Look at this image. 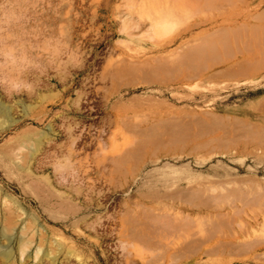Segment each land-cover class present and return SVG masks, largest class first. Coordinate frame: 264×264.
Wrapping results in <instances>:
<instances>
[{
  "label": "rangeland",
  "instance_id": "1",
  "mask_svg": "<svg viewBox=\"0 0 264 264\" xmlns=\"http://www.w3.org/2000/svg\"><path fill=\"white\" fill-rule=\"evenodd\" d=\"M17 3L0 264H264V0Z\"/></svg>",
  "mask_w": 264,
  "mask_h": 264
},
{
  "label": "clouds",
  "instance_id": "2",
  "mask_svg": "<svg viewBox=\"0 0 264 264\" xmlns=\"http://www.w3.org/2000/svg\"><path fill=\"white\" fill-rule=\"evenodd\" d=\"M22 19V10L17 0H0V29L8 27L9 33L15 38V34L12 33V27L19 23ZM13 56L7 57L9 62H15L17 65L24 69H35L37 61L33 57H23L16 52V49H12ZM0 87H6L10 92L19 93L22 91H31V84L28 83L23 77L19 79H5L0 77Z\"/></svg>",
  "mask_w": 264,
  "mask_h": 264
},
{
  "label": "bare ground",
  "instance_id": "3",
  "mask_svg": "<svg viewBox=\"0 0 264 264\" xmlns=\"http://www.w3.org/2000/svg\"><path fill=\"white\" fill-rule=\"evenodd\" d=\"M248 59V58H247ZM244 63V64H243ZM241 65H243V67H244V65L246 66V62L244 61V62H242V64ZM239 66H240V64H239ZM237 67V66H236ZM242 66H240L239 67V70H242L241 68H243ZM245 69L247 68V66L246 67H244ZM245 69H243L242 71H245ZM0 113L1 114H5V113H7L6 112V110H5V108L4 107H2V105H0ZM246 231V230H245ZM235 233V232H234ZM246 233V232H245ZM231 238V237H230ZM233 239V238H232ZM171 245H172V243H171ZM176 246V245H175ZM183 246H184V244H183ZM178 247V246H177Z\"/></svg>",
  "mask_w": 264,
  "mask_h": 264
}]
</instances>
